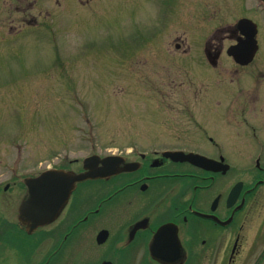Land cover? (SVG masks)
I'll use <instances>...</instances> for the list:
<instances>
[{"label": "flooded vegetation", "instance_id": "obj_1", "mask_svg": "<svg viewBox=\"0 0 264 264\" xmlns=\"http://www.w3.org/2000/svg\"><path fill=\"white\" fill-rule=\"evenodd\" d=\"M26 1L40 7L37 15L28 11L35 24L55 6L83 14L84 0ZM204 5L209 13L199 16L177 2L184 21H198L188 31L180 19L166 28L163 53L148 70L145 94L160 117L155 134L164 139L88 162L105 176L76 184L62 213L66 225L52 223L65 230L57 239L51 228L40 230L49 225L28 235L17 222L32 239L25 252L40 257L37 264L72 260L80 248L86 259L79 234L96 243L101 231L124 238L114 245L124 257L93 264H264V0L228 1L222 24L214 20V0ZM157 83L162 90L153 89ZM83 159L62 169L83 172ZM73 207H82L78 216Z\"/></svg>", "mask_w": 264, "mask_h": 264}, {"label": "rangeland", "instance_id": "obj_2", "mask_svg": "<svg viewBox=\"0 0 264 264\" xmlns=\"http://www.w3.org/2000/svg\"><path fill=\"white\" fill-rule=\"evenodd\" d=\"M179 1L84 0L82 15L55 6L49 18L41 17L36 24L28 11L37 15L38 3L0 2V28L8 29L0 33V264L40 262L26 253L31 250L25 244L32 239L17 224L24 177L70 167L93 153L125 151L133 142L143 146L135 145L137 150H145L148 145L140 140L164 139L157 136L160 117L145 92L153 55L163 53L158 44L166 28L180 19L184 23L179 28L188 31L198 21L179 16ZM183 1L190 15L209 13L207 0ZM228 1L214 0L217 24L230 17L224 5ZM194 61L199 65L196 55ZM157 84L153 89L162 90ZM74 209L69 212L78 216ZM57 221L65 226L66 216ZM58 225L40 230L51 228L57 239L65 231L59 233ZM87 235L79 234L87 258L83 260L80 248L72 260L60 264L124 257L114 251L124 238L110 237L96 246Z\"/></svg>", "mask_w": 264, "mask_h": 264}, {"label": "water", "instance_id": "obj_3", "mask_svg": "<svg viewBox=\"0 0 264 264\" xmlns=\"http://www.w3.org/2000/svg\"><path fill=\"white\" fill-rule=\"evenodd\" d=\"M195 158L199 160L202 157L195 156ZM202 160L207 162L204 158ZM89 161L90 158L84 160V169L87 170L84 173L76 174L65 170H46L36 177L23 179L26 196L19 205L18 220L25 227L26 233L31 234L38 227L48 225L56 220L66 205L76 183L104 176L90 168L88 170L86 164ZM106 236L107 232L101 231L98 234L97 242L99 244L103 243ZM102 264L110 263L104 262Z\"/></svg>", "mask_w": 264, "mask_h": 264}]
</instances>
